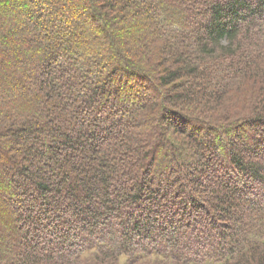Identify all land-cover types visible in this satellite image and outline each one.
<instances>
[{"label": "trees", "instance_id": "16d2710c", "mask_svg": "<svg viewBox=\"0 0 264 264\" xmlns=\"http://www.w3.org/2000/svg\"><path fill=\"white\" fill-rule=\"evenodd\" d=\"M0 264H264V0H0Z\"/></svg>", "mask_w": 264, "mask_h": 264}]
</instances>
